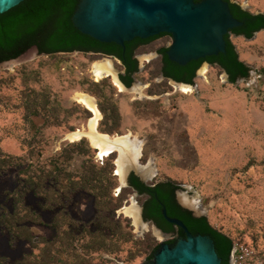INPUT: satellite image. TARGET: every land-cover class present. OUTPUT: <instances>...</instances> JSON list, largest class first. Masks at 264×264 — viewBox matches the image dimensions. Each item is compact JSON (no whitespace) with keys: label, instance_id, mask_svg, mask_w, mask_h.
Instances as JSON below:
<instances>
[{"label":"rangeland","instance_id":"obj_1","mask_svg":"<svg viewBox=\"0 0 264 264\" xmlns=\"http://www.w3.org/2000/svg\"><path fill=\"white\" fill-rule=\"evenodd\" d=\"M247 4L252 12H264V0H247ZM232 41L240 59L258 67L254 70L257 85L246 79L223 82L220 75L224 71L208 65V70L195 78L198 91L184 93L178 87L175 91L170 80L162 78L157 57V49L172 44L170 35L156 38L138 50L143 70L131 88L120 87L112 76L95 80L92 66L105 56L90 52L42 54L0 69V150L11 155L14 162L0 174V211L15 210L19 170L27 168L28 162L52 167L58 158L76 152L68 145L74 142L68 135L77 129L89 130L94 116L91 109L75 99L76 92H84L96 99L101 112L97 129L101 133L130 134L143 142L138 163L155 170L148 183L172 179L181 184L179 198L194 199L211 224L233 238V263L264 264V30L253 39ZM110 59L117 76L122 65ZM103 80H107L108 93L119 108L120 130L114 134L101 130L105 114L99 97L91 90L92 82ZM31 95L45 99L48 106L30 112L27 105ZM118 155L115 151V196L128 188L120 190ZM73 156V170L84 165L86 157ZM94 158L103 164L105 157L101 159L96 152ZM131 172L139 176L136 168ZM125 194L123 206L116 212L121 226L107 227L98 218L95 196L90 193L75 194L65 207H50L45 197L26 193L24 204L38 214L42 223L28 222L25 234L31 233L33 239L13 240L0 221V258H6L7 264L29 255L39 260L44 249L53 248L59 238L65 245L55 249L51 259L46 256V264L149 261L155 247L167 237L141 218L145 197L129 189ZM134 201L140 220L127 211ZM56 219L60 228L53 225ZM99 231L108 247L96 249L97 245H93L95 232Z\"/></svg>","mask_w":264,"mask_h":264},{"label":"trees","instance_id":"obj_2","mask_svg":"<svg viewBox=\"0 0 264 264\" xmlns=\"http://www.w3.org/2000/svg\"><path fill=\"white\" fill-rule=\"evenodd\" d=\"M227 1L234 16L239 20L247 22L250 19H262L261 22L254 24L246 32L248 37H251L254 31L264 28V13L252 14L243 10L239 3ZM79 3L80 0H24L10 10L1 13L0 63L17 59L33 47H37L40 53L48 55L74 51L87 53L93 50L102 51L109 55H119V57H122V52L125 49L127 58H124V64L127 66L128 74L123 78L126 85L130 87L135 81L133 74L138 70V60L131 58L134 51L144 43H148L159 36L170 34L161 33L146 39L137 37L127 41L125 46L115 42H101L83 33L74 25L72 18ZM225 38L227 41L225 52L192 60L186 65H181L169 58L167 54L169 47H160L158 51L163 55V73L166 77H171L177 82L194 84L198 69L206 61L213 65L217 63L222 70H225L230 76L231 83H236L239 77L248 78L251 66L240 59L236 45L230 39L229 34ZM92 83L91 90L99 97V106L105 114L100 128L103 132L114 134L120 130L121 121L117 102L113 99L111 92L108 93L107 80ZM31 92L35 93L33 89ZM40 106H48L47 101L45 102V99L36 96L33 98L31 95L27 105L29 111L39 112ZM68 145L73 147L76 152L69 154V156L65 155L64 159L58 158L53 162L52 167L48 166V163L35 164L32 160V162H28L27 168L19 170L21 178L19 189L14 193L15 210L12 212L0 211V221L9 229L13 240L17 237L33 239L31 233L25 234L26 231H29L28 222L42 223L38 214L29 210L24 204L28 192L45 197L50 207H65L71 202L75 194L79 192L90 193L95 196L98 218L105 226L115 227L121 226V221L117 218L116 212L123 206L126 199L125 191L129 189L132 192L137 190L144 197H149L147 201H143L145 219L161 220L165 230H176V226L169 223L163 215V209L166 208L169 216L181 219L194 235L210 236L215 242L222 263L232 264V253L235 248L233 238L211 224L208 216H194L179 204H175V191L181 188V184L168 179L151 186L141 181L134 172H131L129 176L130 185L128 188H124L118 196H115L114 189L118 187L117 175L115 174V151L104 158L103 164H98L94 158L98 150L92 148L86 138L69 142ZM74 154L86 157L84 165L75 170L71 168V159L74 158ZM62 155L64 152L61 153ZM12 163H14L12 156L0 150V174ZM68 214H63V216L68 217ZM53 225L60 228L57 219ZM179 229L185 236V231L182 228ZM71 234L76 236L75 231H72ZM101 234V231L95 232L93 245H97L96 249L108 247L106 239ZM126 238L129 239V235ZM55 242L53 248L48 246L44 249L41 259L36 260L29 255L15 262V264H46V256L51 259L55 255V251L65 245L64 241L59 238H56ZM158 248L159 245L155 247L149 259L154 257ZM7 261L6 258H0V264H7Z\"/></svg>","mask_w":264,"mask_h":264},{"label":"water","instance_id":"obj_3","mask_svg":"<svg viewBox=\"0 0 264 264\" xmlns=\"http://www.w3.org/2000/svg\"><path fill=\"white\" fill-rule=\"evenodd\" d=\"M22 1L24 0H0V14ZM242 5L250 6L247 0ZM72 19L74 25L83 33L101 42H115L122 46L137 37L146 39L168 33L172 36V44L167 54L172 61L181 65L225 52V36L231 29L243 24L233 15L227 0H80ZM256 36L257 33L254 38ZM42 54L37 47H33L17 59L0 63V69ZM105 57L112 58L111 55ZM208 65L204 63L197 71V76L205 73ZM256 68L258 67L251 66L250 76L240 78L236 83L246 79L257 85L254 71ZM220 76L223 82L229 81L225 72ZM117 79L123 87L128 88L120 80L119 74ZM170 83L175 86V91L177 87L187 92L198 91L196 83L191 85L171 80ZM169 94L171 93H165L166 96ZM129 173L130 170L126 173L125 180H121L120 190L129 186ZM139 177L149 184V178L140 173ZM180 203L188 206L182 199ZM195 214L207 216L206 213L196 210ZM163 215L170 223L182 227L186 238L180 239L174 245L162 241L153 260L143 264H223L210 236L194 235L181 219L169 216L167 209H163ZM141 218L143 219L142 213Z\"/></svg>","mask_w":264,"mask_h":264},{"label":"bare ground","instance_id":"obj_4","mask_svg":"<svg viewBox=\"0 0 264 264\" xmlns=\"http://www.w3.org/2000/svg\"><path fill=\"white\" fill-rule=\"evenodd\" d=\"M91 72L93 77L97 81L101 80L104 77L112 76L115 82H117L120 87H123V85L117 79L114 62L110 58L105 57L103 59L95 61L92 66ZM178 89L182 90L179 87ZM182 91L184 93H189L184 90ZM75 99L78 101V103L91 109L94 113V116L90 119L89 130L77 129L76 131L69 133L68 138L71 141H78L84 137H87L90 140L91 144L95 148H97V150L99 149L98 156L101 159L107 157L112 152L117 151L119 154L117 159V173L120 175L122 181L125 180L126 173L131 168H136L143 177L150 178L155 170L151 167L145 168L143 166H140L138 163L143 142H140L136 138L131 137L130 134L109 136L107 134L101 133L97 129L98 120L101 117V112L99 110L95 97L84 92H76ZM181 199L183 203L185 202L197 209L196 211H200L197 208V204L194 199L188 200L184 197H182ZM135 203L136 202L134 201V204L128 207L127 211L132 214V216H134L137 220H140V211Z\"/></svg>","mask_w":264,"mask_h":264},{"label":"flooded vegetation","instance_id":"obj_5","mask_svg":"<svg viewBox=\"0 0 264 264\" xmlns=\"http://www.w3.org/2000/svg\"><path fill=\"white\" fill-rule=\"evenodd\" d=\"M201 1V0H200ZM232 2H236V1H233V0H231ZM238 3V2H237ZM240 5H241V7H242V9L243 10H245V11H247V12H250V13H252V14H259V13H264V12H252L251 10H249L248 8H246V7H244L241 3H239ZM231 8V7H230ZM232 11V10H231ZM233 13V12H232ZM234 15V14H233ZM238 19V18H237ZM261 20L262 19H250L249 21H244V20H240V21H242L243 22V24L242 25H240V26H238V27H235V28H233V29H231L230 30V32L228 33L229 34V36H230V39L232 40V38H244V39H248V40H250V39H253L254 38V35L257 33H260V32H262V30H264V28H262V29H260L259 31H254L253 32V35L251 36V37H248L247 35H246V32H248V30H250L251 29V27L254 25V24H257V23H259V22H261ZM160 35V34H159ZM162 36H165V35H162ZM159 37H161V36H159ZM158 37V38H159ZM134 40V39H133ZM154 40V39H153ZM233 42V41H232ZM149 43V42H148ZM148 43H144V44H142V45H140L135 51H134V53L131 55V58L132 59H136V60H138V70L137 71H135L134 72V74H133V76L135 77V81L132 83V85L136 82V78H137V76L142 72V70H143V67H142V65L140 64V60H139V56H138V50L142 47V46H144V45H146V44H148ZM236 45V44H235ZM236 49H237V47H236ZM238 50V49H237ZM90 53H93V54H97V55H102V56H106V55H109V54H105V53H103L102 51H89ZM239 53V52H238ZM111 56H112V58L113 59H115L116 61H118L121 65H122V69L119 71V78H120V80L125 84V86L126 87H128L127 85H126V83H125V80H124V78H123V76H127V74H128V72H127V66L124 64V58H127V51L124 49V52H122V57H119V55H113V54H111ZM157 57L160 59V62H161V76H162V78H164V79H167V80H171V81H173V82H175V80L174 79H172L171 77L169 78V77H166L165 76V74L163 73V71H162V69H163V65H164V63H163V55H161L160 53H159V51L157 52ZM135 63V62H134ZM204 63H207V64H209V66H217V67H219V65L216 63V64H211V63H209V62H204ZM203 63V64H204ZM202 64V65H203ZM220 68V67H219ZM200 69V68H199ZM198 69V70H199ZM226 74H227V76H228V80H229V82H230V76H229V74L225 71V70H223ZM251 71V70H250ZM241 77H239V79H240ZM177 82V81H176ZM195 84V83H194ZM132 85L130 86V87H128V88H131L132 87ZM191 85H193V84H191ZM130 176V175H129ZM141 179V178H140ZM142 181V180H141ZM144 182V181H143ZM147 184V183H146ZM156 183H153V184H148V185H151V186H154ZM130 185V184H129ZM183 188V186H181V188L180 189H177L176 191H175V195H174V200H175V204H179L183 209H185V210H188V211H190L194 216H196V214H195V210H197V209H195L194 207H192L191 205H189V204H187V203H185V204H187V205H189V206H185V205H182L181 203H180V198H179V195H180V191H181V189ZM134 193H138V196H144L143 194H140L137 190H134L133 191ZM149 197H145V200H144V202L145 201H147V199H148ZM151 198V197H150ZM144 209H145V205H144V203H142V217H143V220H144V222H148L149 223V225H151V226H153L155 229H157L162 235H165V237H167V239H166V241L170 244V245H174L177 241H179L180 239H183V238H186V235L185 236H183L182 235V233L180 232V229L179 228H182V227H180V226H176V230H165L164 228H163V221H161V220H156V219H145L144 218V216H143V212H144ZM164 209H166V208H164ZM169 222V221H168ZM170 223V222H169ZM172 224V223H171ZM183 229V228H182ZM184 230V229H183ZM185 231V230H184ZM185 234H186V232H185ZM159 248H160V244H159ZM159 248L157 249V251L159 250ZM156 251V250H155ZM156 251V252H157ZM155 252V253H156ZM154 256H155V254H154ZM154 258V257H153ZM153 258H151L149 261H147V262H150V261H152L153 260ZM146 262V263H147Z\"/></svg>","mask_w":264,"mask_h":264},{"label":"built area","instance_id":"obj_6","mask_svg":"<svg viewBox=\"0 0 264 264\" xmlns=\"http://www.w3.org/2000/svg\"><path fill=\"white\" fill-rule=\"evenodd\" d=\"M235 253H236V251L234 250L233 253H232V259H231V263L232 264H235V263L232 262L233 258H235ZM234 260H236V259H234Z\"/></svg>","mask_w":264,"mask_h":264},{"label":"crops","instance_id":"obj_7","mask_svg":"<svg viewBox=\"0 0 264 264\" xmlns=\"http://www.w3.org/2000/svg\"><path fill=\"white\" fill-rule=\"evenodd\" d=\"M137 175V174H136ZM138 176V175H137Z\"/></svg>","mask_w":264,"mask_h":264}]
</instances>
